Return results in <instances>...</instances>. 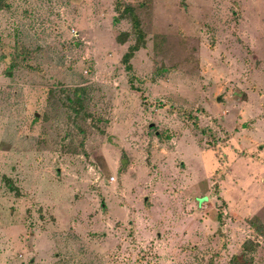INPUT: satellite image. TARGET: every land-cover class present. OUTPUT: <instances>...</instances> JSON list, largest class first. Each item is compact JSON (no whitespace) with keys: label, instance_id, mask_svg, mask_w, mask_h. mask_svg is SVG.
I'll return each instance as SVG.
<instances>
[{"label":"rangeland","instance_id":"1","mask_svg":"<svg viewBox=\"0 0 264 264\" xmlns=\"http://www.w3.org/2000/svg\"><path fill=\"white\" fill-rule=\"evenodd\" d=\"M6 4L0 264H264V0Z\"/></svg>","mask_w":264,"mask_h":264},{"label":"trees","instance_id":"2","mask_svg":"<svg viewBox=\"0 0 264 264\" xmlns=\"http://www.w3.org/2000/svg\"><path fill=\"white\" fill-rule=\"evenodd\" d=\"M7 0H0V10L5 8L7 6L6 4ZM117 13H119V16L121 18H127L129 19L130 25H131V30L130 32H123L120 33L116 37V41L120 44H123L130 35L134 36V43L133 45L128 47V50L122 57V62L125 64V68L127 70H131V65L129 63L131 57L133 56V53L137 50V48L144 42V33L141 29L140 26V20L139 17L136 13V9L128 4H125L123 2H116V7H115ZM118 21L119 18H116ZM13 66L18 64V61L15 59L12 60ZM10 69L12 68V65L10 64ZM76 91V90H75ZM81 98L77 99L76 101H79ZM80 103V102H79ZM78 107V106H77ZM76 106L72 107L75 113H77V108Z\"/></svg>","mask_w":264,"mask_h":264}]
</instances>
